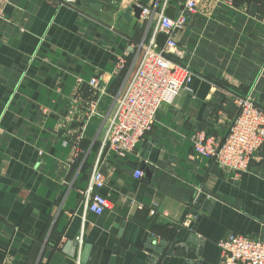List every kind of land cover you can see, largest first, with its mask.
<instances>
[{
	"label": "crops",
	"instance_id": "1",
	"mask_svg": "<svg viewBox=\"0 0 264 264\" xmlns=\"http://www.w3.org/2000/svg\"><path fill=\"white\" fill-rule=\"evenodd\" d=\"M184 1L169 0L167 13ZM133 2L9 0L3 7L0 262L86 264L77 258L87 244L98 264H222L217 240L226 233L264 238V143L236 175L195 159L189 139L204 130L222 140L248 93L264 109L261 0L231 7L202 0L187 13L176 39L179 60L193 72L190 90L159 108L133 153L104 159L99 192L108 207L82 216L79 193L120 87V59L127 67L146 34L121 15ZM94 76L101 84L89 109L81 102ZM144 144L158 149L154 163Z\"/></svg>",
	"mask_w": 264,
	"mask_h": 264
},
{
	"label": "built area",
	"instance_id": "2",
	"mask_svg": "<svg viewBox=\"0 0 264 264\" xmlns=\"http://www.w3.org/2000/svg\"><path fill=\"white\" fill-rule=\"evenodd\" d=\"M201 1L185 0L174 16L167 13L169 0L150 1L143 10L141 21H146V34L136 45L135 56L127 67L120 59L119 69L123 70L120 87L98 138L89 181L79 193L82 216L87 212L101 214L108 207L107 198L99 192L104 186L101 171L104 159L111 152L119 156L133 153L154 124L159 108L172 104L181 90H190L188 84L193 72L179 60L176 33L185 28L187 13L195 12ZM213 1L231 7L235 0ZM8 2L0 0V14ZM100 84L101 77L90 78L89 95L81 104L89 109L94 107ZM237 107V114L222 140L204 130L189 138L195 159L212 160L221 170L236 175L248 170L255 152L264 143V109L252 93L241 96ZM136 176H143V171L137 170ZM217 245L221 249L222 264H264V238L228 232L217 240ZM0 264L9 263L1 261Z\"/></svg>",
	"mask_w": 264,
	"mask_h": 264
},
{
	"label": "water",
	"instance_id": "3",
	"mask_svg": "<svg viewBox=\"0 0 264 264\" xmlns=\"http://www.w3.org/2000/svg\"><path fill=\"white\" fill-rule=\"evenodd\" d=\"M136 2L131 3L128 7L125 8V10L121 13V15L125 18L127 22H129L132 26H138L142 28L144 25L141 21V17L143 14V10L150 4L151 0H135ZM158 1V0H157ZM74 3L78 6H81L84 3H88L89 5H96L97 0H74ZM148 151V160L152 163L156 161L158 149L155 147H152L149 144H144L142 149V154H145V152ZM150 170L149 168L145 169V175L147 177H150ZM69 242H67L68 244ZM70 243L73 246V251L70 252L71 255L76 254V249L79 245L78 241H70ZM151 245V244H149ZM152 247V246H147ZM94 247H90L89 245L85 244L83 247H81L79 258L82 263L86 264H98L96 263V260H93L94 255Z\"/></svg>",
	"mask_w": 264,
	"mask_h": 264
},
{
	"label": "trees",
	"instance_id": "4",
	"mask_svg": "<svg viewBox=\"0 0 264 264\" xmlns=\"http://www.w3.org/2000/svg\"><path fill=\"white\" fill-rule=\"evenodd\" d=\"M235 1H236V0H235ZM235 1H234V2H235ZM161 40H162V36H160V37H159V41H161ZM122 76H123V75L121 74V77H120V80H119V82L121 81V79H122Z\"/></svg>",
	"mask_w": 264,
	"mask_h": 264
},
{
	"label": "rangeland",
	"instance_id": "5",
	"mask_svg": "<svg viewBox=\"0 0 264 264\" xmlns=\"http://www.w3.org/2000/svg\"><path fill=\"white\" fill-rule=\"evenodd\" d=\"M147 34H149V33H147ZM143 39H144V37H143V38H141V40H140L139 42H137V43H140V42H142V41H143Z\"/></svg>",
	"mask_w": 264,
	"mask_h": 264
}]
</instances>
